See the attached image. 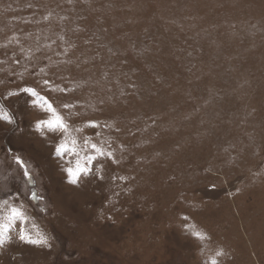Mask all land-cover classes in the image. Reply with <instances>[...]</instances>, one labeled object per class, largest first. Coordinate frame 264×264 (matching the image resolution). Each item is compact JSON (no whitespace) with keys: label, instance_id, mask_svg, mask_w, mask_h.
Listing matches in <instances>:
<instances>
[{"label":"rangeland","instance_id":"rangeland-1","mask_svg":"<svg viewBox=\"0 0 264 264\" xmlns=\"http://www.w3.org/2000/svg\"><path fill=\"white\" fill-rule=\"evenodd\" d=\"M0 264H264V0H0Z\"/></svg>","mask_w":264,"mask_h":264},{"label":"snow or ice","instance_id":"snow-or-ice-1","mask_svg":"<svg viewBox=\"0 0 264 264\" xmlns=\"http://www.w3.org/2000/svg\"><path fill=\"white\" fill-rule=\"evenodd\" d=\"M44 83L47 84L48 81H45ZM24 91L27 92V93H31L34 90L31 89V88H26ZM64 107H67V105H65ZM48 108L53 113H55V109L53 108V106H52V104L50 102H48ZM38 123H40L41 126H43V127L49 128L51 131H57V130L64 129V128L67 127V125L65 124L63 118H61L58 114L56 115V118L54 120L50 119V120H45V121H41V122H38ZM88 125L91 126V127H95L96 126V122L95 121H89ZM85 143L87 144V141H85ZM91 147L93 149L97 150L98 155H100V156L108 155L109 157H111V153H105V152H103V150L97 149V146L95 144H92ZM61 151H65L66 152L67 149L66 148L62 149L60 145H57L56 152L59 154ZM92 159H95V157H93ZM16 163L22 168L25 167V162L22 159H20V157H17ZM65 172L69 176V179H70V181L72 183L76 182L75 177H78L81 173L87 174L85 168H83V167H79L75 171L73 170V168H67V169H65ZM28 174H29L28 171L25 170L24 175H28ZM13 216L18 218L19 217V213L18 212H13ZM19 238L21 240H25V234L22 232ZM26 242L32 243V244H41V245H47V243H48L46 238L42 237L40 239L34 240L30 236L28 237Z\"/></svg>","mask_w":264,"mask_h":264}]
</instances>
